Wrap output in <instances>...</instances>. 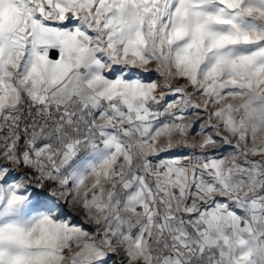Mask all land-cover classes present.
<instances>
[{"label":"snow or ice","instance_id":"snow-or-ice-1","mask_svg":"<svg viewBox=\"0 0 264 264\" xmlns=\"http://www.w3.org/2000/svg\"><path fill=\"white\" fill-rule=\"evenodd\" d=\"M0 264H264V0H0Z\"/></svg>","mask_w":264,"mask_h":264}]
</instances>
